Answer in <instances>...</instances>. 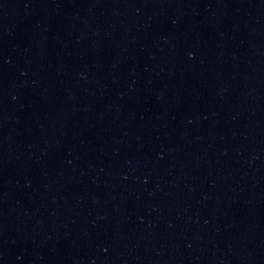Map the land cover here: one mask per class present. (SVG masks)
I'll return each instance as SVG.
<instances>
[{"label":"water","instance_id":"water-1","mask_svg":"<svg viewBox=\"0 0 264 264\" xmlns=\"http://www.w3.org/2000/svg\"><path fill=\"white\" fill-rule=\"evenodd\" d=\"M0 264H264V0H0Z\"/></svg>","mask_w":264,"mask_h":264}]
</instances>
